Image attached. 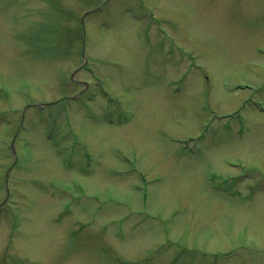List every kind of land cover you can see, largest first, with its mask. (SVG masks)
I'll return each instance as SVG.
<instances>
[{"label":"rangeland","instance_id":"1","mask_svg":"<svg viewBox=\"0 0 264 264\" xmlns=\"http://www.w3.org/2000/svg\"><path fill=\"white\" fill-rule=\"evenodd\" d=\"M263 47L264 0H0V264H264Z\"/></svg>","mask_w":264,"mask_h":264}]
</instances>
